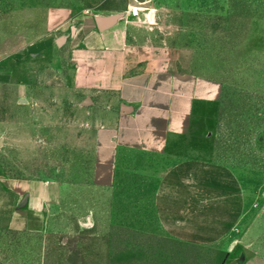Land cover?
<instances>
[{"label": "rangeland", "instance_id": "rangeland-1", "mask_svg": "<svg viewBox=\"0 0 264 264\" xmlns=\"http://www.w3.org/2000/svg\"><path fill=\"white\" fill-rule=\"evenodd\" d=\"M117 15L129 22L132 41L150 48L147 57L158 49L160 62L179 70L190 63L221 86L219 100L195 105L190 137L178 149L264 176V0H0V40L19 31L29 39L36 21L40 38L51 19L72 28L83 16ZM0 64L10 65L1 56ZM38 64L44 103L32 111L20 112L14 87H0V264H234L264 254V180L256 213L230 248L159 236L154 184L134 166L121 167L110 193L92 188L91 116L69 99L49 102L44 91L62 79L71 84L73 65L56 77L45 59ZM7 179L59 183L66 196L32 217L30 231L13 232L8 221L24 200Z\"/></svg>", "mask_w": 264, "mask_h": 264}, {"label": "crops", "instance_id": "crops-1", "mask_svg": "<svg viewBox=\"0 0 264 264\" xmlns=\"http://www.w3.org/2000/svg\"><path fill=\"white\" fill-rule=\"evenodd\" d=\"M98 17L114 21L101 30L97 17L83 16L72 28L64 20L53 25L51 19L47 34L40 38L36 21L29 39L23 40L20 31L4 36L0 56L10 65L0 64V87H14V101L20 112L27 113L44 103L38 94L42 85L36 80L39 61L45 59L56 77L57 70H66L71 63V84L62 79L44 91L49 102L69 99L91 116L92 188L110 193L121 167L134 166L135 174L154 184L153 224L159 236L212 248L237 245L247 217L256 213L264 176L197 159L176 146L190 137L195 105L220 99V84L193 71L190 63L179 70L177 63L160 62L158 49L147 57L150 48L132 41L123 16ZM4 183L24 200L8 221V229L18 233L30 231L31 218L51 212L67 191L51 181ZM234 264H264V254Z\"/></svg>", "mask_w": 264, "mask_h": 264}, {"label": "water", "instance_id": "water-1", "mask_svg": "<svg viewBox=\"0 0 264 264\" xmlns=\"http://www.w3.org/2000/svg\"><path fill=\"white\" fill-rule=\"evenodd\" d=\"M113 21L114 18H101V17L96 18V24L98 28L101 30L107 28Z\"/></svg>", "mask_w": 264, "mask_h": 264}]
</instances>
